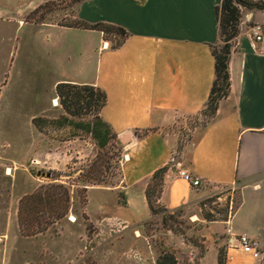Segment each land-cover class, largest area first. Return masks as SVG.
I'll return each mask as SVG.
<instances>
[{
    "label": "crops",
    "instance_id": "0c3cea01",
    "mask_svg": "<svg viewBox=\"0 0 264 264\" xmlns=\"http://www.w3.org/2000/svg\"><path fill=\"white\" fill-rule=\"evenodd\" d=\"M221 1L80 2L79 20L104 22L127 32L117 47L101 31L45 25L98 36L84 41L87 69L80 72L88 78L66 75L55 83H89L104 89L107 101L100 115L123 144L119 183L88 186L83 213L92 223L114 217L127 225L112 235L94 224L91 232L82 230L79 250H84L75 259L78 264H158L159 248L143 225L153 216L146 188L154 172L169 164L157 198L166 210L196 203L216 188L235 187L238 198L228 217L205 220L201 244L176 236L168 240L175 264H220V251L225 264H260L227 243L246 234L264 249V41L255 50L244 35L254 22L262 24L264 34V10L245 12L240 33L231 42L228 93L215 113L205 117L201 113L215 79L213 49L220 40ZM7 2L0 0V13L8 8ZM194 116L201 122L188 126L186 121ZM176 157L179 162L172 164ZM178 168L199 177L201 185L180 178Z\"/></svg>",
    "mask_w": 264,
    "mask_h": 264
},
{
    "label": "rangeland",
    "instance_id": "374dc122",
    "mask_svg": "<svg viewBox=\"0 0 264 264\" xmlns=\"http://www.w3.org/2000/svg\"><path fill=\"white\" fill-rule=\"evenodd\" d=\"M82 1L10 0L0 13V264H78L75 259L84 250H79V233L94 229L83 213L84 185H116L121 179L119 137L101 148L85 130L62 119L87 122L92 114L69 116L55 97L57 79L88 78L80 72L87 69L85 43L98 36L45 25L80 21L77 5ZM108 36L110 45L119 38ZM200 122L194 116L186 124ZM182 124L178 127L184 133ZM52 181L70 187L69 212L47 229L28 234L19 225V200ZM237 204L235 187L209 190L196 203L175 211L158 203L145 232L158 248L167 247L175 236L201 244V229L207 224L203 214L224 219Z\"/></svg>",
    "mask_w": 264,
    "mask_h": 264
},
{
    "label": "trees",
    "instance_id": "16d2710c",
    "mask_svg": "<svg viewBox=\"0 0 264 264\" xmlns=\"http://www.w3.org/2000/svg\"><path fill=\"white\" fill-rule=\"evenodd\" d=\"M42 7L41 5L34 11L38 12ZM254 10H264V0H222L217 7L220 40L213 49L215 79L206 107L201 113L205 117H210L215 113L219 101L228 93L230 84L228 62L231 42L240 33V22L243 18V12ZM58 25L101 31L105 39L110 42L111 38L108 34H117L119 38L112 43V47L119 46L127 35L123 28L104 22L88 23L80 20L71 24ZM55 97L58 98L59 105L63 111L69 116L82 117L83 115L92 114V119L87 122L74 123L67 116H62V119L68 124L70 123L79 129L85 130L96 140L101 148H104L110 139L117 137L111 126L100 115L107 101L106 92L101 87L89 83L60 81L55 85ZM169 167L170 164L156 170L146 188V198L152 215H155L159 210L157 198L161 190L164 174ZM95 185L100 184L97 183ZM86 190L87 185L85 184L84 191L86 192ZM70 204L71 190L65 183L52 181L42 184L32 193L25 194L20 198L18 206L19 225L28 234L43 231L56 220L66 217ZM85 204L86 196L83 201V207H85ZM203 219L206 221L216 220L209 214H203ZM164 223H167L166 219ZM160 248L161 254L157 258L158 264H175L172 249L163 245H160ZM218 260L220 264H225V255L222 251L219 253Z\"/></svg>",
    "mask_w": 264,
    "mask_h": 264
},
{
    "label": "built area",
    "instance_id": "2783aa9c",
    "mask_svg": "<svg viewBox=\"0 0 264 264\" xmlns=\"http://www.w3.org/2000/svg\"><path fill=\"white\" fill-rule=\"evenodd\" d=\"M242 22L243 18L240 24ZM244 35L249 40L251 47L256 50L257 43L264 41L262 24L259 22L252 23L249 28L244 32ZM177 175L195 187L200 186L202 183L199 177L193 176V174L185 168H178ZM93 224L99 228H106L108 232L107 234L110 235L114 234L115 232L119 231L127 225L126 222L114 217H102L95 220ZM227 231L229 232L230 229H228ZM227 244L228 247H239L244 253H247L251 257L259 260L260 264H264V249L261 248L257 240L248 237L246 234L231 238V240L228 241Z\"/></svg>",
    "mask_w": 264,
    "mask_h": 264
},
{
    "label": "water",
    "instance_id": "95a60500",
    "mask_svg": "<svg viewBox=\"0 0 264 264\" xmlns=\"http://www.w3.org/2000/svg\"><path fill=\"white\" fill-rule=\"evenodd\" d=\"M179 162V158L176 157L173 161H172V164H177Z\"/></svg>",
    "mask_w": 264,
    "mask_h": 264
}]
</instances>
